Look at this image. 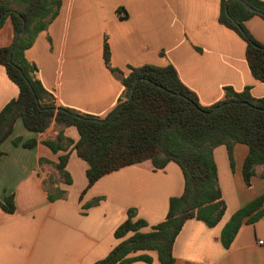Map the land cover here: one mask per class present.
<instances>
[{
  "label": "crops",
  "instance_id": "1",
  "mask_svg": "<svg viewBox=\"0 0 264 264\" xmlns=\"http://www.w3.org/2000/svg\"><path fill=\"white\" fill-rule=\"evenodd\" d=\"M11 8L18 9L14 4ZM218 12L219 0H61L58 15L25 52V59L36 65V77L56 106L95 118L106 117L123 94L119 79L103 64L104 38L112 68L126 75L128 67L171 65L204 107L221 101L225 87L235 92L249 88L253 98H263L264 83L250 75L243 41L218 24ZM244 26L264 45L263 18L254 16ZM14 36L11 20L5 17L0 49L9 47ZM17 95V86L0 66V110ZM55 137L53 125L34 134L17 120L1 145L0 200L13 194L15 211L7 214L0 209V264H95L117 244L113 231L128 210L147 223L142 232H148L164 220L169 199L183 191L176 164L155 170L144 161L104 176L79 200L87 165L71 151L72 145L57 153L43 145ZM64 137L73 143L78 140L72 127L64 130ZM15 139L21 143L14 145ZM28 140L36 141L31 149L22 147ZM247 151L245 145L235 144L231 167L224 146L213 150L225 212L213 228L194 219L185 222L173 243L174 264H264V216L254 224H243L229 248L219 240L238 209L258 197H263L264 207V165L255 167L250 188L242 179ZM66 154L70 185L63 183L54 167ZM50 175L57 180L54 188L64 192L63 198L52 202L43 190ZM94 200L96 205L83 209ZM149 255V264H158L155 253Z\"/></svg>",
  "mask_w": 264,
  "mask_h": 264
},
{
  "label": "trees",
  "instance_id": "2",
  "mask_svg": "<svg viewBox=\"0 0 264 264\" xmlns=\"http://www.w3.org/2000/svg\"><path fill=\"white\" fill-rule=\"evenodd\" d=\"M228 1L219 0L217 22L243 41L249 73L253 79L264 83V45L244 26V22L254 16L264 19V2L242 0L255 10L250 11L238 0ZM12 4L18 9L12 10ZM60 6L61 0H0V27L3 19L9 17L15 35L25 22L24 32L17 41L0 49V66L18 88L17 97L0 110V159L3 156L1 145L12 134L15 122L20 120L25 129L34 134H43L53 125L55 140L45 141L43 145L53 153L66 151L67 146L72 145L71 151L87 165L86 186L79 200L101 178L123 168L144 161H150L155 170H162L169 163L176 164L182 174L183 191L180 196L169 199L164 220L148 232H142L147 223L135 219L134 210H128L126 219L113 231L117 244L105 258L95 263L149 264L152 262L149 253H155L158 264H174L173 243L185 222L194 219L213 228L225 212L213 150L224 146L233 167V146L247 147L241 174L248 188L255 167L264 165V97L253 98L249 88L235 92L225 87L221 101L204 107L196 94L180 81L171 65L128 67L126 75L110 67V49L104 38L103 64L123 87L116 108L128 100L135 86L132 100L104 118L56 106L52 95L36 77V65L25 59V52L33 46L37 36L47 30ZM223 103L226 105L219 107ZM94 119L107 121L100 124ZM70 127L78 134L75 143L64 137V130ZM19 143L20 139L13 141L14 145ZM35 145V140L22 142V147L28 149ZM67 159L68 154L60 156L54 167L63 183L70 185L71 179L65 170ZM261 177L264 178V173ZM43 184L51 191L47 195L50 202L64 197V192L54 188L52 181ZM97 203L98 200H94L83 209ZM0 209L7 214L14 213L13 194L0 200ZM263 216V197L238 209L221 231V245L229 248L243 224H254Z\"/></svg>",
  "mask_w": 264,
  "mask_h": 264
},
{
  "label": "water",
  "instance_id": "3",
  "mask_svg": "<svg viewBox=\"0 0 264 264\" xmlns=\"http://www.w3.org/2000/svg\"><path fill=\"white\" fill-rule=\"evenodd\" d=\"M230 1H232V0H229L228 2H230ZM238 1H240V2L245 6L246 9H248V10H250V11H255V10L252 9L250 6H248L246 3H244L242 0H238ZM24 28H25V22H23L22 30L15 34V36H14V40H13V43H15V42L17 41V39L23 34V32H24ZM10 59H11V56L9 57V61H10ZM137 82H138V81L135 82V85H136ZM134 87H135V86H133V88L131 89L130 96H129L128 100L125 101L123 104L119 105L117 108H115V109L112 111V113H115V112H116L119 108H121L124 104H126V103H128V102H130V101L132 100V94H133ZM224 105H226V103L221 104L219 107H222V106H224ZM215 109H216V108H214L213 111H214ZM210 113H211V112H208L207 114H210ZM94 121L97 122V123H100V124H104L107 120H106V119H104V120L94 119Z\"/></svg>",
  "mask_w": 264,
  "mask_h": 264
},
{
  "label": "rangeland",
  "instance_id": "4",
  "mask_svg": "<svg viewBox=\"0 0 264 264\" xmlns=\"http://www.w3.org/2000/svg\"><path fill=\"white\" fill-rule=\"evenodd\" d=\"M43 32H45V31H43ZM183 33H185V35L183 36V38H184V39H187V38H188V33H187V32H183ZM35 40H36V39H35ZM186 41L188 42L189 45H191V43H190L189 40H186ZM163 56H164L165 59H166L167 54H166V50H165V49L163 50ZM109 64H110V67H111V60H109ZM49 180L52 181L53 183H56V182H57V180L55 179L54 175H50V176L47 178L46 182H48ZM43 185H44V184H43ZM43 190H44V192H45L47 195H48L49 193L51 194V191L47 189V184H46V186H45V185L43 186Z\"/></svg>",
  "mask_w": 264,
  "mask_h": 264
}]
</instances>
